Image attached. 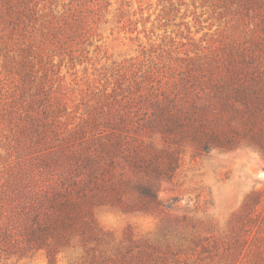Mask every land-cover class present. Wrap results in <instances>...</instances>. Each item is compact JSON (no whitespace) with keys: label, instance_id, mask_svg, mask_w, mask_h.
I'll use <instances>...</instances> for the list:
<instances>
[{"label":"trees","instance_id":"16d2710c","mask_svg":"<svg viewBox=\"0 0 264 264\" xmlns=\"http://www.w3.org/2000/svg\"><path fill=\"white\" fill-rule=\"evenodd\" d=\"M204 1L232 15L219 39L114 69L76 122L69 108L80 107L59 72L66 57L71 69L90 60L83 43L93 20L72 6L54 12L52 0H0L1 66L11 78L0 124L21 158L0 176V263L42 251L54 264L79 243L78 264H171L143 248L131 253L136 243L98 249L93 206L157 209L184 143L206 152L264 136V0ZM239 222L224 264H264V208L247 203Z\"/></svg>","mask_w":264,"mask_h":264},{"label":"rangeland","instance_id":"374dc122","mask_svg":"<svg viewBox=\"0 0 264 264\" xmlns=\"http://www.w3.org/2000/svg\"><path fill=\"white\" fill-rule=\"evenodd\" d=\"M52 2L49 6L54 12L67 14L72 6L78 9L75 15L93 20L86 26L88 39L83 43L90 60L71 69L66 57L59 72L68 102L80 107L69 108L76 122L85 115V103L102 92L104 79L114 69L134 59L145 63L163 57L165 50L183 56L194 45L202 47L209 38L219 39V30L232 16H217L210 2L204 0ZM250 28H255L254 24ZM1 60L0 92L7 90L11 82ZM12 137L0 124V176L21 159H16L20 145H15ZM183 145L173 177L160 183L159 208L125 211L110 203L93 206L97 233L103 237L98 249L113 254L136 243L131 253L143 248L154 256L165 255L171 264L225 263L236 235L242 233L239 219L247 212V203L258 210L264 208V136L258 142L240 138L231 147L206 152L197 150L190 141ZM125 198L134 200L131 195ZM81 251L76 243L75 248L58 254L54 264H78ZM0 264L49 263L40 251L29 258Z\"/></svg>","mask_w":264,"mask_h":264}]
</instances>
